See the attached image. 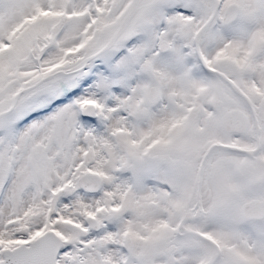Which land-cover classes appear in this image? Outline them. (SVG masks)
<instances>
[{
	"label": "snow or ice",
	"instance_id": "snow-or-ice-1",
	"mask_svg": "<svg viewBox=\"0 0 264 264\" xmlns=\"http://www.w3.org/2000/svg\"><path fill=\"white\" fill-rule=\"evenodd\" d=\"M0 264H264V0H0Z\"/></svg>",
	"mask_w": 264,
	"mask_h": 264
}]
</instances>
